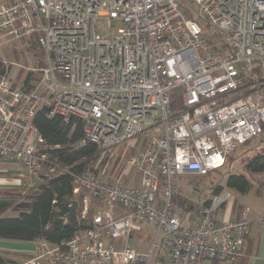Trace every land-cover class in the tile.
I'll return each mask as SVG.
<instances>
[{"label": "built area", "instance_id": "2783aa9c", "mask_svg": "<svg viewBox=\"0 0 264 264\" xmlns=\"http://www.w3.org/2000/svg\"><path fill=\"white\" fill-rule=\"evenodd\" d=\"M34 34L45 66L32 89L15 85L3 60L0 158L18 163L33 190L56 175L40 174L48 154L35 118L45 110L85 122L86 139L109 160L73 173L74 193L87 194L82 217L100 203L92 226L61 245L36 240L21 264H155L163 246L168 264H240L248 209L220 220L235 199L223 188L188 216L177 179L209 175L263 132L261 96L240 92L256 85L255 68L264 73V0H0V48ZM177 90L183 108L174 111ZM131 141L141 150L126 157L127 147L121 164L140 181L125 184L107 173L116 148ZM136 235L137 246L128 243Z\"/></svg>", "mask_w": 264, "mask_h": 264}, {"label": "trees", "instance_id": "16d2710c", "mask_svg": "<svg viewBox=\"0 0 264 264\" xmlns=\"http://www.w3.org/2000/svg\"><path fill=\"white\" fill-rule=\"evenodd\" d=\"M189 16L192 17L193 15L190 13ZM203 27L205 29L209 25L203 24ZM216 33L220 36V33L217 31ZM24 40L31 43L28 51H33L36 58L44 54L37 34L24 38L21 41ZM221 42V48L224 49L226 47L225 39ZM44 63L39 61L38 67H44ZM6 69L3 60L0 58V72L5 73ZM255 72L260 71L258 68H255V71H253L254 79L256 76ZM36 74L33 71L27 72L22 78L23 82L21 84L15 83V85L29 91L39 79L41 71L37 77ZM258 80L261 81L260 86L248 90L244 94L253 93L254 95H259L261 93V101L264 103V76H260ZM171 106L174 111H179L183 108L181 90L173 93ZM35 123L44 139L43 144L48 148L43 150V152L48 154V159L45 162L52 161L53 165L60 166L63 169L67 168L68 171L56 175L53 174L55 176L48 178L46 183L16 204L15 202L21 196L20 191L8 187H0V239L20 241L44 239L51 244L61 245L70 241L78 231L91 227L93 224L90 212H88L85 218L82 217L84 194L82 191L77 194L74 193L76 183L73 173L82 172L91 159L98 157L100 150L97 144L86 139L85 122L80 119H73L70 123L65 124L60 116L51 117L43 110L36 115ZM250 141L252 139L247 142ZM223 188H229L239 194H246L252 190L257 194L264 192V145L262 150L243 162L242 172L229 174L225 185L221 183L212 185L210 187V197L194 200L184 197L180 191L177 198L178 201H176L180 203V206L186 210L189 216L200 205L208 204L211 197ZM12 207L15 211H18L16 216L7 215V211ZM186 219L184 218L183 220L184 226L187 224ZM168 250L166 246L162 247L156 256L155 264H168L165 257H163V255L166 256ZM16 262L7 253L0 252V264H16ZM241 262L242 260L240 264ZM213 264L225 263L214 261Z\"/></svg>", "mask_w": 264, "mask_h": 264}, {"label": "rangeland", "instance_id": "374dc122", "mask_svg": "<svg viewBox=\"0 0 264 264\" xmlns=\"http://www.w3.org/2000/svg\"><path fill=\"white\" fill-rule=\"evenodd\" d=\"M187 4H185L184 7H186ZM205 33L208 37L214 39L217 42L218 45L222 44L220 41L221 39L218 37L217 34H214L215 29L211 28H205ZM31 43L29 41H7L2 45L0 48V58L2 60H6L9 63V68H10V76L12 80L16 84H21L23 82L22 78L23 76L26 75L27 72L33 71L36 74V77L40 73V68L38 67V62L42 61L44 63V54H42L41 50V56L36 58L35 54L33 51H28V48H30ZM45 64V63H44ZM35 75V74H34ZM260 76H264V73L262 72H256V85L255 86H250L248 85L245 89H243L240 93H245L248 90L255 89L256 87L258 88L260 86V82L258 79ZM260 93V92H259ZM261 94V93H260ZM259 95H255L256 97H259ZM261 100V97H260ZM147 139V137H145ZM141 140V139H139ZM134 141H131L130 143H124L123 145L119 146L115 150V155L116 159L111 161V165L108 169L107 176L112 178V180L121 177L122 181L125 183L126 178H131V173L126 174L124 172L123 165L121 164V156L124 153V150L128 147L127 152H126V157L131 156L135 153H137L141 148L136 149L134 147ZM264 145V131L261 135L255 137L252 139V141L247 142L246 144H241L237 146L232 152L231 155L227 158V161L225 164L211 172V174L207 176H199L195 174H186V175H181L177 179V183L179 186V190L181 191V194L184 195V197H189L194 200H198L203 197H210L211 196V189L210 187L214 184L221 183L223 185L226 184V179L229 174L233 173H238L242 172L243 170V162L248 159L250 156H253L255 153L258 151L262 150V147ZM44 149H48L45 144L40 146V150L43 151ZM102 157L103 158V164L100 167H104V164L109 160L108 159V154L105 153L103 154L102 151H100L98 157L93 158L89 161L87 164V167H96L98 163V159ZM49 163V164H48ZM17 164L15 162L6 160L4 158H0V187H8V188H13V189H18L20 191V198L15 202L18 203L22 199H24L27 195L32 193L34 190L31 187H27L25 184V180H22L20 177H18V172L17 170ZM53 170V172H51ZM10 171V173H8ZM63 172V168L60 166L53 165L52 161L50 162H45L43 163L42 169L40 171L41 175H52V174H60ZM20 182V184H17ZM126 184V183H125ZM233 191V190H232ZM82 193L85 195L86 192L82 191ZM234 194H236L235 191H233ZM242 194L239 195L238 193V198L241 199ZM92 207L89 208L88 212L91 213L92 218L93 215L97 209V206H100V203L96 200H93ZM178 201V199H177ZM178 205L180 203L178 202ZM15 207V206H14ZM87 212V214H88ZM18 214V211H15L14 208L12 207L9 211H7L8 216H16ZM226 211L220 212V217L221 219H226ZM138 235H136L132 239H128V243L132 245H136V243H139L140 241L137 238ZM147 239V235L143 233V239L141 240L143 247L141 249H146L148 247V244H145V240ZM120 244H123L121 242ZM137 246V245H136ZM140 248V247H139ZM167 261V260H166Z\"/></svg>", "mask_w": 264, "mask_h": 264}, {"label": "crops", "instance_id": "0c3cea01", "mask_svg": "<svg viewBox=\"0 0 264 264\" xmlns=\"http://www.w3.org/2000/svg\"><path fill=\"white\" fill-rule=\"evenodd\" d=\"M15 164L18 166L16 172H18L19 177L23 169L18 163ZM132 176L133 179L127 177L125 183H139V175L132 172L129 177ZM17 184H20V182ZM234 196V201L226 204L220 212L226 211V219H229L239 218L241 212L245 209L249 211L250 226L245 235L248 254L242 259L241 264H264V192L257 194L252 190L242 194L241 199L238 198V193L234 194ZM219 219L224 220L221 219L220 213ZM35 241L0 239V252L7 253L17 261L16 264H21L34 256Z\"/></svg>", "mask_w": 264, "mask_h": 264}]
</instances>
